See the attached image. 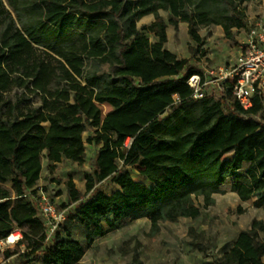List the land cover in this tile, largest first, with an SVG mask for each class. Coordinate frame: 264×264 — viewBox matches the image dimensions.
Instances as JSON below:
<instances>
[{"label": "trees", "instance_id": "16d2710c", "mask_svg": "<svg viewBox=\"0 0 264 264\" xmlns=\"http://www.w3.org/2000/svg\"><path fill=\"white\" fill-rule=\"evenodd\" d=\"M248 1L0 0V240L19 229L24 250L5 258L35 254L41 264H76L84 257L62 225L45 242L34 198L43 170L82 165L85 144L97 146L93 172L84 175L82 194L67 180V198L78 205L65 219L90 237L128 219L148 218L152 232L160 222L197 219L195 202L212 205L230 176L241 202L264 209V125L254 119L260 105L242 111L228 83L218 100H193L186 82L201 71L164 47L167 24L177 21L196 45V27L239 30V5ZM159 11L168 12V23ZM149 15L151 24L137 27ZM99 66L109 68L105 78ZM102 104L111 108L105 115ZM128 167L150 186L134 181ZM107 181L115 186L108 194L97 188ZM263 231L253 221L208 264H264Z\"/></svg>", "mask_w": 264, "mask_h": 264}, {"label": "rangeland", "instance_id": "374dc122", "mask_svg": "<svg viewBox=\"0 0 264 264\" xmlns=\"http://www.w3.org/2000/svg\"><path fill=\"white\" fill-rule=\"evenodd\" d=\"M136 2V0H133ZM245 16L244 25L239 30L230 29L225 33L220 26L196 27L195 32L200 36L202 44L193 43L187 32V25L177 21L176 27L167 24V42L164 45L179 60H186L190 67L201 72L217 74L219 69L226 70L239 54L242 41L246 38L250 27L255 22L264 23V0H252L239 5ZM165 23H168V12L159 11ZM154 20L152 15L142 17L137 27L148 26ZM99 75L108 74L107 66L97 67ZM78 83L82 79L73 76ZM207 97L218 100L219 88H209ZM231 100V99H230ZM102 115L111 108L106 104L99 106ZM91 131L84 133L83 138ZM85 158L82 165L69 161L57 164L50 173L43 170L38 181L41 188L58 209H64L66 217L74 211L78 203H70L67 198L66 182L68 179L81 194L84 193V175L93 172V164L97 156V146L85 144ZM248 167L245 164L240 173ZM131 178L136 182L144 181L139 171L133 167L127 168ZM230 176L218 187V192L212 196L213 204L207 207L202 205V199L195 202L200 209L197 219L180 218L172 223H158L156 232H152L149 220L128 219L115 224L113 231L99 238L90 237L89 232L76 222L65 221L62 224L61 234L68 232L70 238L85 248L84 257L77 264H208L214 262L224 251L232 245L235 236L249 229L253 223L262 222L264 226V209L253 207V199L241 202L231 191ZM37 187V188H38ZM97 188L110 193L115 188L111 182H103ZM85 195L82 201L87 198ZM100 226L106 228L101 223ZM260 240L264 241V231L259 233ZM21 249L11 251L21 253ZM0 264L1 259H0ZM5 264H41L40 258L31 254L25 259L13 256Z\"/></svg>", "mask_w": 264, "mask_h": 264}, {"label": "built area", "instance_id": "2783aa9c", "mask_svg": "<svg viewBox=\"0 0 264 264\" xmlns=\"http://www.w3.org/2000/svg\"><path fill=\"white\" fill-rule=\"evenodd\" d=\"M240 45L239 54L229 68L219 69L217 74L212 71L192 75L186 83L192 91L193 100L207 97L209 88H219L228 83L232 92L231 97L242 111L253 108L254 103L260 105V111L254 119L264 125V23L255 22ZM130 142L131 139L128 138L125 146ZM34 199L36 209L46 228L45 242H49L65 221V210L58 209L47 193L39 187ZM21 240L22 233L19 229H14L9 236L0 240L2 264L11 261L12 256L5 258V254L18 248Z\"/></svg>", "mask_w": 264, "mask_h": 264}, {"label": "crops", "instance_id": "0c3cea01", "mask_svg": "<svg viewBox=\"0 0 264 264\" xmlns=\"http://www.w3.org/2000/svg\"><path fill=\"white\" fill-rule=\"evenodd\" d=\"M43 173V172H42ZM42 175V174H41ZM233 182V181H232ZM232 182L230 183V187H231V185H232ZM38 184V183H37ZM8 186L10 187V185L8 184ZM38 187V185L36 186V188ZM236 237V236H235ZM235 240V239H234ZM234 240H233V242H234ZM232 242V243H233ZM20 249H21V247H20ZM22 251V250H21ZM13 257V256H12ZM262 261L264 262V257L262 258ZM77 264V263H76Z\"/></svg>", "mask_w": 264, "mask_h": 264}]
</instances>
